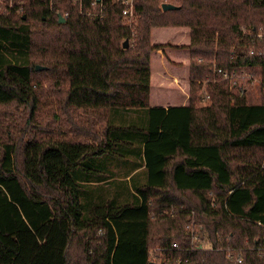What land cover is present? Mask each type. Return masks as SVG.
Returning <instances> with one entry per match:
<instances>
[{
  "label": "trees",
  "instance_id": "obj_1",
  "mask_svg": "<svg viewBox=\"0 0 264 264\" xmlns=\"http://www.w3.org/2000/svg\"><path fill=\"white\" fill-rule=\"evenodd\" d=\"M15 1L23 13L0 8V264H264V0H136L134 28L116 0L99 19ZM163 27L190 43L153 44ZM167 47L190 53L189 103L150 107ZM46 74L60 137L39 134ZM193 216L211 248L192 250Z\"/></svg>",
  "mask_w": 264,
  "mask_h": 264
},
{
  "label": "rangeland",
  "instance_id": "obj_2",
  "mask_svg": "<svg viewBox=\"0 0 264 264\" xmlns=\"http://www.w3.org/2000/svg\"><path fill=\"white\" fill-rule=\"evenodd\" d=\"M135 4H136V0ZM163 2H169L170 0H162ZM24 11L21 9V13H23ZM125 22L130 24L133 28V24H136L137 21V17H133V18H124ZM167 28H183V27H167ZM160 29V28H158ZM184 31V29L182 30ZM153 32V31H152ZM189 40V37H187ZM185 38H180L179 36H176L172 33L171 30H165V31H155V33H152V43L154 42H170V43H181L178 41H185ZM133 43V40H132ZM166 49H169L168 47ZM174 49V48H173ZM34 56H33V60L34 63H39V55H40V50H38L37 48L34 51ZM189 51H186L184 49H179L178 51H172L171 56H175V57H180V59L182 60H186L189 59L191 62V57L189 58ZM174 57V58H175ZM157 58H159V56H153L152 57V65L154 67V69H156L158 67V62L156 61ZM173 73H175V67H171ZM190 71V70H189ZM172 73V74H173ZM247 75L249 73H246ZM252 75V74H251ZM37 80L40 81L41 83H39V85L43 88V94H42V102H43V106L41 108V113H40V117H39V126H41L40 128H42V130L39 132V134L43 135V136H50V135H54L56 136V134L58 135V137L62 136L61 134V130L63 129L61 127V119H63L62 117V113H61V109H60V105H59V86L56 87V83H57V77L53 76L52 74H46L44 76L38 75L37 76ZM217 80V79H216ZM245 80H249L247 77L245 78ZM259 81V79H258ZM256 84L255 86L258 84L257 82V78L254 81ZM154 86L156 87V85L154 84ZM176 91L174 88L171 89H164V94L163 95V100L166 99V97H175L178 96L176 98V100H174L172 102V105L175 106H180L182 104V101L184 99V96L182 95H175ZM177 94V93H176ZM161 95L158 94V92H156V88L153 91L152 88V92H151V103L152 104H156L159 103L160 101H163L160 99ZM154 99L156 100H160V101H154ZM205 104L204 101L200 100L197 102V105L201 106ZM59 116V120L58 117ZM68 125H65V129ZM68 136H70L71 134H66Z\"/></svg>",
  "mask_w": 264,
  "mask_h": 264
},
{
  "label": "crops",
  "instance_id": "obj_3",
  "mask_svg": "<svg viewBox=\"0 0 264 264\" xmlns=\"http://www.w3.org/2000/svg\"><path fill=\"white\" fill-rule=\"evenodd\" d=\"M184 29V31H182ZM165 31V30H171L172 33L176 36H179L180 38H185V41H178L181 43H170V42H154L153 44H172L174 46L178 45H188L190 43V30L189 28L183 27V28H154L153 34L155 31ZM189 37V40L188 38ZM169 49L163 48L160 50L154 51L153 56H159L157 58L158 67L154 69L152 65V59H151V92L152 88L153 91L156 88V92L161 95V100H163L164 89H171L174 88L176 93L175 95H182L184 96V99L182 101V104L180 106H185L189 103V91H190V60L189 59H180V57L171 56L172 51H178L177 48H170ZM188 51L187 49H184ZM189 58H190V54ZM175 57V58H174ZM175 67V73H173L172 68ZM173 73V74H172ZM156 85V87L154 86ZM178 96L175 97H166L163 101L156 100L154 101H160L159 103L152 104L151 103V93H150V107H163L165 109H168L169 107H179L172 105V102L176 100Z\"/></svg>",
  "mask_w": 264,
  "mask_h": 264
},
{
  "label": "built area",
  "instance_id": "obj_4",
  "mask_svg": "<svg viewBox=\"0 0 264 264\" xmlns=\"http://www.w3.org/2000/svg\"><path fill=\"white\" fill-rule=\"evenodd\" d=\"M53 2L54 0H50ZM76 2L79 3L80 9L84 17L87 19H99L102 18L105 12V5H104V0H96L95 2L92 3L90 9H85L84 6V0H75ZM117 2H120L124 9H123V15L127 18H133L135 17V1L134 0H116ZM21 1H18V4H21ZM0 8L2 11L10 10V9H16L17 12L21 13V7L17 8L16 7V1L15 0H9L8 2H3L0 5ZM244 32L247 34H251L247 29H244ZM256 36L259 39L264 38V29L261 28ZM252 54L255 53V50H252ZM199 63H202V59H198ZM213 69L215 76L216 75H221L223 79H228L231 82H234L238 80L241 77H247L249 80L252 82L255 81L254 76L251 74H244V75H238L236 73H230L229 71H224L222 68H219L216 63L213 64ZM204 95H203V100L208 101L210 99V95L206 93L204 90ZM187 231L192 237V250H198V249H205V248H211V244L207 242V239L203 238V231H204V226L201 224H197L195 222L194 216L192 217L191 221L187 224L186 226ZM179 246L177 243L173 244V249H178ZM230 258L237 263H242L243 258L241 255H236L233 251L230 252L229 254Z\"/></svg>",
  "mask_w": 264,
  "mask_h": 264
},
{
  "label": "water",
  "instance_id": "obj_5",
  "mask_svg": "<svg viewBox=\"0 0 264 264\" xmlns=\"http://www.w3.org/2000/svg\"><path fill=\"white\" fill-rule=\"evenodd\" d=\"M164 11H168V10H174L177 9V6H175L174 4H170V3H164L162 6ZM66 21V19L63 16H60V22L64 23ZM128 46V43H125V47ZM43 67L41 66H37V70H42Z\"/></svg>",
  "mask_w": 264,
  "mask_h": 264
}]
</instances>
